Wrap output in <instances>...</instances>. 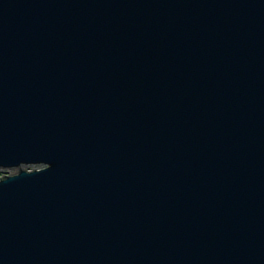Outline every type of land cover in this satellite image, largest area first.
Wrapping results in <instances>:
<instances>
[{"label":"water","instance_id":"95a60500","mask_svg":"<svg viewBox=\"0 0 264 264\" xmlns=\"http://www.w3.org/2000/svg\"><path fill=\"white\" fill-rule=\"evenodd\" d=\"M0 169V264H264V0H0Z\"/></svg>","mask_w":264,"mask_h":264},{"label":"rangeland","instance_id":"374dc122","mask_svg":"<svg viewBox=\"0 0 264 264\" xmlns=\"http://www.w3.org/2000/svg\"><path fill=\"white\" fill-rule=\"evenodd\" d=\"M23 169L28 170V171H34L41 169V166H26L23 167ZM17 173L16 169H0V178L8 175H14Z\"/></svg>","mask_w":264,"mask_h":264}]
</instances>
